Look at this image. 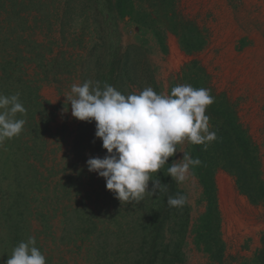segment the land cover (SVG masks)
<instances>
[{
    "label": "rangeland",
    "instance_id": "1",
    "mask_svg": "<svg viewBox=\"0 0 264 264\" xmlns=\"http://www.w3.org/2000/svg\"><path fill=\"white\" fill-rule=\"evenodd\" d=\"M132 1L135 10L152 12L148 1ZM172 1L166 14L158 3L160 17L148 29L128 16L108 20L104 0L97 8L87 0H0V94L11 83L9 74L14 79L10 87L19 82L35 89L40 106L17 136L20 149H6L17 137L0 145L10 158L20 153L17 168L10 160L0 163V264L29 237L35 238L46 264H97L126 246L130 239L125 238L147 216L138 209L140 202L121 204L105 180L88 171L86 161L103 158L106 150L95 137V122L74 118L66 100L73 84L101 82L98 73L115 56L109 83L125 96L147 87L170 94L175 86L190 84L210 90L216 104L234 110L257 150L264 181V0ZM66 13L67 19L62 18ZM180 26L182 33L200 32L204 45L199 51L182 50L175 29ZM210 112L209 107L213 131ZM43 117L48 127L40 136L43 148L36 149L31 139L38 138V125L29 133ZM190 144H178L173 161L179 163ZM214 179L225 264H242L262 246L264 204H250L228 173L217 170ZM174 182L189 209L182 264H209L190 233L205 211L202 188L190 170L184 182ZM114 199L124 214L120 227L106 220L114 217ZM18 214L24 215L23 222ZM91 221L98 229L88 228ZM113 260L123 264L116 256Z\"/></svg>",
    "mask_w": 264,
    "mask_h": 264
},
{
    "label": "trees",
    "instance_id": "2",
    "mask_svg": "<svg viewBox=\"0 0 264 264\" xmlns=\"http://www.w3.org/2000/svg\"><path fill=\"white\" fill-rule=\"evenodd\" d=\"M87 1L89 3L92 1L94 7H98L99 0ZM104 1L106 5L104 6L106 10L104 15L108 16V20H112L114 17L124 19V17L128 16L137 25L148 29H151L152 21L160 17L159 10L157 9L158 3L165 10V14L173 9L172 0H146L152 12L135 10L132 0ZM66 16L67 13L62 15V18H66ZM17 19L21 18L17 17ZM175 29L179 33L181 48L186 54L197 52L204 45V39L197 29L185 30L183 33L182 26ZM116 58L117 56L113 57L110 62H105V68L107 69H104L106 74L103 72L104 69H101L98 73L97 77L101 79V86L105 82L109 83V76L115 73L116 61L118 63ZM8 78L9 82H14V79L9 74ZM6 82L7 78L4 84ZM11 83L4 86L2 90L3 94L10 96L19 93V100L25 107L26 114L17 113V119L26 120L28 118L31 120L34 114H36V110L40 107L36 102V90L24 84L25 88L23 85L19 86L21 84L19 82L15 83L16 85L12 84V87H10ZM209 107L211 111V124L217 139L208 143L206 150L204 149V145L195 144H190L188 150L192 158H198L201 161L200 165L190 167L189 170L199 181L205 201V211L195 222L190 233L192 234L194 246L207 256L209 264H225V244L221 238V219L215 190V173L217 170H222L231 175L239 193L244 195L253 206L264 204V181L261 178L262 170L257 150L252 144L246 130L238 124L234 110L215 102ZM214 115H218L219 120L215 119ZM218 116L216 117L218 118ZM37 125L39 135L38 138L33 137L31 139V141L35 142L32 147L42 149L43 142L40 140V136L47 131V117L41 118L39 124L33 125L29 133L30 136L32 133L34 134V126ZM18 139L17 137L11 140L6 149L12 152L14 148L20 149V141ZM32 147L28 149L31 152H33ZM19 155L20 153H17L16 150L10 158V155L5 154L3 149L0 148V163H4L5 160V163H8L10 160L11 164H13L12 166L17 168V164L20 161ZM173 159L174 155L169 157L167 161L169 165H164L157 174H153V179L158 178L162 184H166L167 192L145 196V203L141 201L138 209L146 210L147 216L142 217L138 221L136 220L138 223L132 231V235L125 238V240L130 239L128 240L129 243L121 249H116V252L113 253L116 256V260H121L123 264H182L185 260L184 244L189 232V209L187 204L181 208L170 207L167 204L169 196L184 195L174 180L168 176L167 169L172 164ZM151 186L152 182L149 181V189H151ZM113 203L114 217L113 219L107 218L106 220L110 221L109 223L115 227H120L118 221L119 218H124V214H122V210L116 208L118 204L115 199ZM19 218L21 220L24 218V215L18 214ZM93 221L88 223V228L93 227L98 229V223L96 224ZM98 221L106 223L104 220ZM81 222L82 225H85L82 220ZM16 239V236L12 239L14 244L18 242ZM261 244L262 246L255 252L252 259L242 264H264V236L262 237ZM114 256L110 259L104 258V260L100 258L97 264H114Z\"/></svg>",
    "mask_w": 264,
    "mask_h": 264
},
{
    "label": "clouds",
    "instance_id": "3",
    "mask_svg": "<svg viewBox=\"0 0 264 264\" xmlns=\"http://www.w3.org/2000/svg\"><path fill=\"white\" fill-rule=\"evenodd\" d=\"M66 100L74 118L95 122V137L102 141L106 154L103 158H89L86 166L105 180L106 189L121 204L139 203L146 195L167 192L166 184L153 179V174L168 164L169 157L178 151V144L187 141L204 145L206 150L208 143L217 139L206 115L214 97L206 88L181 84L172 88L170 94H158L147 87L139 94L125 96L106 82L101 86L99 81H85L73 84ZM17 113L26 114L19 93L0 94V145L23 131L26 121L17 119ZM179 161H173L167 172L171 179L182 183L188 178L190 167L201 161L187 152ZM186 202L181 194L167 198L170 207L181 208ZM35 245L34 237L21 241L6 264H46L45 256Z\"/></svg>",
    "mask_w": 264,
    "mask_h": 264
},
{
    "label": "crops",
    "instance_id": "4",
    "mask_svg": "<svg viewBox=\"0 0 264 264\" xmlns=\"http://www.w3.org/2000/svg\"><path fill=\"white\" fill-rule=\"evenodd\" d=\"M247 50H250V49H247ZM249 134H251V131H249Z\"/></svg>",
    "mask_w": 264,
    "mask_h": 264
}]
</instances>
